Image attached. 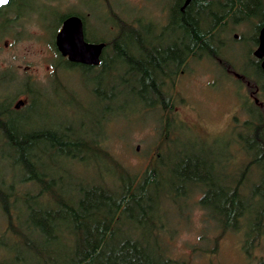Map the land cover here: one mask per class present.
<instances>
[{
    "label": "trees",
    "instance_id": "16d2710c",
    "mask_svg": "<svg viewBox=\"0 0 264 264\" xmlns=\"http://www.w3.org/2000/svg\"><path fill=\"white\" fill-rule=\"evenodd\" d=\"M210 2L213 1L200 0L198 4ZM218 2L249 3L253 7L249 18L259 20L257 28L264 25L263 0ZM24 4V0H8L0 6V33L21 20ZM102 4L113 23L114 34L110 39L98 41L85 37L90 43H105L100 65L73 64L55 51L67 68L101 70L107 72L112 81L114 76L119 78L121 74L116 64H127L121 84H132L134 95L145 91L153 95L152 102L144 105V109L156 107L166 112L163 145L158 147L151 165L141 174L132 173L109 155L108 138L73 135L71 128L53 124L24 128L27 119L20 113L32 110L45 98L41 90L33 89L36 85L33 84L29 103H25L21 111L11 108L14 95L7 98L0 92V148L6 149V163L18 174L17 182L0 184V211L6 234L2 236L7 237L3 249L6 257L0 259V264H187L167 253L166 227L160 208L164 198L180 197L185 201L197 193L201 194L200 208L222 232L242 230L243 249L248 255L264 238V102L261 106L252 101L248 103V118L237 133V151L242 155L240 162L229 153L214 161V153L202 147L206 146L203 140H198L200 154L187 156L180 147L175 156H165L163 149L178 143L176 134L170 132V122L175 120L171 112L174 95L162 67L154 66L151 61L143 64L147 39L142 29L148 18L138 13L140 35L144 36L137 45L132 38V14L122 18L111 7L110 0H102ZM6 13L10 16L7 21ZM69 16H78L85 22L82 15L69 12L60 17L56 31ZM194 31L195 28L188 24L187 33L192 36ZM214 60L222 70H232L227 59ZM56 66L59 68V63ZM258 71L262 72L259 68ZM1 80L10 82L12 78L0 72ZM242 80L249 84L250 90L260 85L249 75ZM59 158L68 161L74 169L87 166L92 171L102 167L106 170L98 171V176L88 178L87 182L76 178L75 182L70 181L72 185L68 182L69 187L62 176H56L51 169L58 166ZM234 166L235 180L224 185L223 181L228 179L227 170ZM253 171H257L258 179L249 181ZM172 173L177 184L171 186L177 187L160 193V185ZM215 200L219 203L217 207L213 204ZM60 244L64 246L59 247ZM257 264H264V257Z\"/></svg>",
    "mask_w": 264,
    "mask_h": 264
},
{
    "label": "rangeland",
    "instance_id": "374dc122",
    "mask_svg": "<svg viewBox=\"0 0 264 264\" xmlns=\"http://www.w3.org/2000/svg\"><path fill=\"white\" fill-rule=\"evenodd\" d=\"M24 1L21 20L0 33V72H6L12 78L10 82L0 81L1 94L7 98L14 95L11 103L14 109L18 100L29 103L32 86L36 85L33 89L41 90L45 98L32 110L20 113L27 119L24 128L53 124L71 128L73 135L108 138L106 149L109 155L130 172L141 174L152 164L158 147L163 145L166 112L156 107L144 109V105L152 102L153 95L148 91L134 95L132 84H121L127 64H116L121 74L119 78L114 76L112 81L111 76L101 70L67 68L55 51L53 35L60 17L69 12H76L84 18L85 37L92 41L110 39L114 34L113 23L105 17L102 0ZM110 4L122 18H129L133 10L136 12L138 9L141 17H147L161 27L168 2L110 0ZM247 25L232 24L229 29L243 37L250 33ZM222 48L223 57L235 68L246 70L253 80L255 76L263 79L258 97L264 102V77L255 71L250 58L243 54L245 47L226 41ZM58 63L59 68L56 66ZM230 75L215 60L206 57L189 60L186 76L179 79L175 92H172L174 104L171 112L175 120L170 122V132L176 134L178 143L163 149L165 156H175L180 147L187 156L198 153V140H203L206 146L202 147L214 153V161L229 153L235 156L237 163L240 162L242 155L237 151V133L248 118L247 107L252 100L248 98L245 87ZM21 110L23 107L17 111ZM5 154L6 149L0 148V184L17 182L18 174L7 165ZM57 162L58 166L51 169L56 176H62L66 185L68 182L72 185L76 178L87 182L88 178L97 177L98 171L106 170L102 167L92 171L87 166L74 169L72 164L61 158ZM234 171L235 166L227 170L228 179L223 181L224 185L235 180ZM174 175L172 173L160 185V193L177 187L171 186L177 184ZM253 179H258L257 171L250 175L249 181ZM200 197L201 194L197 193L185 201L180 197L162 199L160 211L166 227L164 241L168 255L187 264H257L264 257V238L247 255L243 249L242 230L237 233L222 232L200 208ZM217 203L215 200L214 207ZM4 232L5 221L0 211V259L6 257L3 249L7 237L2 236L6 235ZM58 246L63 247L64 244Z\"/></svg>",
    "mask_w": 264,
    "mask_h": 264
},
{
    "label": "flooded vegetation",
    "instance_id": "af4514ba",
    "mask_svg": "<svg viewBox=\"0 0 264 264\" xmlns=\"http://www.w3.org/2000/svg\"><path fill=\"white\" fill-rule=\"evenodd\" d=\"M199 1L177 0V3H175L174 0H167L168 4L165 7L164 20L161 27L154 25L149 18L143 22L142 33L147 39L143 64L148 65L151 61L154 66L157 64L158 67H162L160 68L163 71L162 73L169 78L172 92H175L179 79L186 76L188 72L189 60L201 57H206L210 60L223 59L225 54L222 45L228 41L245 47L246 50L243 54L250 58L251 66L254 67L255 71L264 77V71L260 68V60L254 56V51L258 47L259 32L264 25L257 28L259 20L249 18L253 7L249 3L237 4L233 2L224 4L219 3V0H211L213 2L198 4ZM137 10L136 12L133 10L132 13V38L138 45L144 35H140V20ZM259 14L262 13L259 12ZM7 20H9L8 13H6ZM240 23L248 24L249 35L247 33L246 36L242 37L233 29H229L232 24ZM188 24L195 28L192 36L187 33ZM231 33L232 36H230ZM155 38H158V40ZM155 60L157 63H155ZM231 67V71L224 72L228 75L231 74L230 76H233L237 82L245 87L248 98L255 105L261 106L262 102L258 94L263 88V79L255 76V80L260 85H255L252 87L253 90H250L249 84L244 83L242 80L243 76L249 75V73L246 70L235 68L232 64ZM258 68L262 72H259ZM249 76L251 77L252 75ZM22 101L24 102V100Z\"/></svg>",
    "mask_w": 264,
    "mask_h": 264
},
{
    "label": "water",
    "instance_id": "95a60500",
    "mask_svg": "<svg viewBox=\"0 0 264 264\" xmlns=\"http://www.w3.org/2000/svg\"><path fill=\"white\" fill-rule=\"evenodd\" d=\"M0 0V6L5 5ZM258 47L254 56L260 60V68L264 71V26L260 29ZM54 45L59 55L68 62L83 66L98 67L105 43H90L85 40L84 24L80 17L69 16L65 18L55 34ZM24 105L18 100L14 108L19 109Z\"/></svg>",
    "mask_w": 264,
    "mask_h": 264
},
{
    "label": "snow or ice",
    "instance_id": "6c2138e0",
    "mask_svg": "<svg viewBox=\"0 0 264 264\" xmlns=\"http://www.w3.org/2000/svg\"><path fill=\"white\" fill-rule=\"evenodd\" d=\"M4 2H5V3H7V2H8V0H4Z\"/></svg>",
    "mask_w": 264,
    "mask_h": 264
}]
</instances>
